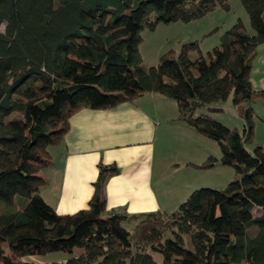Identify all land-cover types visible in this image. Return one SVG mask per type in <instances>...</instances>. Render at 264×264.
<instances>
[{
  "label": "trees",
  "instance_id": "obj_1",
  "mask_svg": "<svg viewBox=\"0 0 264 264\" xmlns=\"http://www.w3.org/2000/svg\"><path fill=\"white\" fill-rule=\"evenodd\" d=\"M238 19L202 54L198 43L142 64L144 29L227 10L228 0H0V264H264V155L244 148L254 130L250 82L264 45V0H239ZM147 93L173 100L178 119L219 146L236 178L224 190L192 191L172 213L107 210L104 186L118 168L99 164L87 208L58 215L39 195L48 149L81 109L106 110ZM231 98L242 133L199 114ZM208 157L195 166L213 167ZM259 209L260 215H254ZM133 223L126 230L123 223ZM184 237L190 248L185 247ZM76 255H74L75 251ZM62 252L64 262L29 257ZM154 254L160 256L158 262Z\"/></svg>",
  "mask_w": 264,
  "mask_h": 264
},
{
  "label": "crops",
  "instance_id": "obj_2",
  "mask_svg": "<svg viewBox=\"0 0 264 264\" xmlns=\"http://www.w3.org/2000/svg\"><path fill=\"white\" fill-rule=\"evenodd\" d=\"M250 82L264 90V45L257 47ZM200 137L178 119L175 102L157 93L112 109H81L70 117L62 142L48 149L51 165L40 172L46 184L39 195L58 215L74 214L87 208L98 165L114 164L119 172L104 186L107 210L167 213L171 197L193 190L189 171L210 156L201 151ZM180 174L181 182L168 187L167 180Z\"/></svg>",
  "mask_w": 264,
  "mask_h": 264
},
{
  "label": "rangeland",
  "instance_id": "obj_3",
  "mask_svg": "<svg viewBox=\"0 0 264 264\" xmlns=\"http://www.w3.org/2000/svg\"><path fill=\"white\" fill-rule=\"evenodd\" d=\"M237 18L242 23H245L243 25L250 32L249 34H253L250 29L248 16L239 0H228L227 10L217 6L212 12L198 20L188 23L172 22L169 24H158L153 31L144 29L141 32L142 41L139 45L142 64L145 67L156 66L160 56L164 53L172 51L177 55L182 44L195 41L198 43L201 53L206 54L212 48L219 46L218 37L228 30L237 21ZM216 107L220 110L210 112L207 107H201L196 110L195 115H208L228 129L235 130L241 134L243 121L239 117L236 108L232 105L231 98H228ZM251 107L254 112L253 137L250 142L244 144V148L248 153L253 154L254 148L260 146L264 155V102L256 100L251 104ZM200 138L203 140L200 144L201 151H207L216 162L211 168H196L197 171H189L191 173L187 179L193 187L191 192L201 188L224 190L236 178V174L232 168L220 164L221 152L217 143L204 137ZM183 176L185 175L180 174L179 176H173L172 179H168L166 182L167 186L171 187L174 184H178L181 182ZM189 194L181 193L180 195L171 197L168 200L167 213L174 212L187 199ZM123 226L131 232L134 224L126 222L123 223ZM184 243L186 248H190L187 237H184ZM77 251H75L74 255H76ZM68 257L69 255L66 253L55 252L29 257L28 261L37 263L64 262ZM154 257L158 262L161 261L158 254H154ZM240 264L246 263L242 262Z\"/></svg>",
  "mask_w": 264,
  "mask_h": 264
}]
</instances>
